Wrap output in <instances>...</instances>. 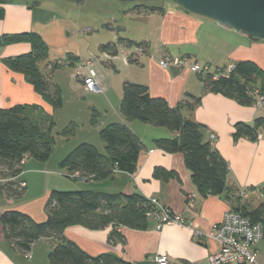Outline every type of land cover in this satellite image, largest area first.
<instances>
[{"label": "crops", "instance_id": "1", "mask_svg": "<svg viewBox=\"0 0 264 264\" xmlns=\"http://www.w3.org/2000/svg\"><path fill=\"white\" fill-rule=\"evenodd\" d=\"M74 5L75 2L65 0H30L3 5L5 13L0 18V36L23 32L39 34L49 48L48 58L41 63L47 80L57 85L60 91L62 87L60 88L59 83L66 80L68 89L75 96V102L78 103L80 97L85 96L87 104L76 105L72 111H62L65 102L61 97V106L54 108L35 90L23 73L10 69L2 60L31 51V43L21 41L1 47L0 108L15 105L38 106L40 113L54 119L55 144L59 138L62 141L72 138L76 134L74 127L78 122L86 126V132L71 145L64 146V153L56 159L54 144L47 161L26 157L19 175L0 177V215L5 210L16 209L29 214L36 221H44L47 218L46 203L51 191L72 186L110 193L139 192L149 199L159 200L173 213L184 217L185 223L165 224L158 229L156 219L151 217L145 230L124 227L122 233L125 241L113 244L109 243L111 227L92 230L74 225L65 230L64 236L94 256L113 253L136 264H157L154 257L165 255L170 264H207L209 255L220 248V243L208 237V234L212 226L222 220L225 212L234 207V198L227 191L219 195L202 196L193 183L183 153H168L154 144L157 138L173 137L175 134L164 127L137 119L128 120L122 114L120 106L123 83L128 80L145 84L152 95L164 97L171 106L186 99L187 94L200 98L195 108L185 111V115L205 126L206 140H210L227 160L229 190L236 189L244 196L250 195L264 185V132H260L256 140L242 137L234 141L232 134L237 122L253 124L256 117L264 115V104L241 105L222 94L208 92L195 72L174 65L164 68L159 61L165 55H185L201 65H208L214 71L216 68L228 70L238 61L251 60L264 69V40L252 39L170 2L163 5L162 13L145 11L138 14L145 21L142 22L141 36L128 35L129 37L124 38L148 43L147 50L137 54L136 46L118 43V40L102 44L95 40L94 44V41L91 42L93 34L85 38L86 41L82 36L77 38V27L72 20ZM78 29L80 34L92 31L88 26ZM110 43L116 46L115 54L110 53V48L102 50L104 45ZM208 48L220 53L207 54L205 51ZM98 51L100 55L97 54ZM131 57L135 60H129ZM87 59L92 62L94 60L96 64L99 59L101 63L109 65L99 64L96 69L102 92H92L83 83L82 75L87 74ZM54 63L57 67H53ZM63 70L71 71L62 72ZM75 77L79 83L72 82ZM79 108L83 109L82 114ZM93 110L97 113L94 123ZM82 116L83 119H79ZM59 117L63 126L57 129ZM111 123L127 125L146 146L139 155L135 172L117 171L108 179L96 180L74 171L78 177H70L72 172L60 165L62 159L84 142L91 143L106 153L100 132ZM212 133L216 134V138L211 139ZM157 166L167 171H176L177 176L168 180L157 179L153 177ZM66 179L77 182L71 184ZM21 181L26 182V186L19 197H6L3 194L1 188L4 184H19ZM55 243L52 238L39 239L33 244L30 257L10 253L7 251L9 244L5 240L0 221V264H27L23 262L25 257L34 259L37 249L49 254ZM30 260L29 264H34Z\"/></svg>", "mask_w": 264, "mask_h": 264}, {"label": "trees", "instance_id": "2", "mask_svg": "<svg viewBox=\"0 0 264 264\" xmlns=\"http://www.w3.org/2000/svg\"><path fill=\"white\" fill-rule=\"evenodd\" d=\"M28 1L30 0H0V18L5 13L4 4ZM136 9L164 12V7L156 4L137 5ZM21 41L30 42L32 50L3 58V62L10 69L23 73L35 90L54 108H58L62 104L60 90L57 85L47 80L41 66L49 52L43 38L34 32L3 34L0 36V50L7 44ZM124 41L130 45L142 46L144 52L148 48L146 41L119 38L118 43ZM115 47V44L110 43L104 45L102 50L110 48V53L115 54ZM53 67H57V64L54 63ZM198 76L208 92L222 94L241 105H255L256 92L264 95V69L251 60L238 61L229 71L216 68ZM199 102L200 98L187 94L186 99L171 106L164 97L152 95L147 85L125 80L120 109L128 120L137 119L153 126L164 127L175 134L173 137L157 138L154 144L168 153H183L193 183L202 196L219 195L227 191L234 198L235 205L232 209L264 226V202L261 201L252 209L237 207V202L244 195L236 189L228 188L227 160L210 140H206L205 126L185 115V111L193 110ZM96 116L97 113L93 110L92 123ZM54 127V119L40 113L38 106L15 105L0 108V177L11 178L19 175L25 157L47 161L55 144ZM260 132H264V115L256 117L253 124L237 122L232 135L234 141L242 137L256 140ZM100 135L105 142L106 153L101 152L95 145L84 142L74 147L62 159L61 167L96 180L108 179L117 171L134 173L139 155L146 148L142 140L127 125L120 123L106 125ZM176 176V171H167L160 166L153 171V177L160 180ZM1 189L6 197H19L22 193L17 183H6ZM260 189L264 191V185ZM152 210L154 205L151 199L139 192L125 194L92 189H54L46 203L47 218L44 221H36L29 214L16 209L3 211L0 221L5 240L9 244L7 251L10 253L26 256L36 241L52 238L56 243L48 254L50 264H136L113 253L91 255L77 243L67 239L64 232L74 225H82L92 230L111 227L109 243L124 242L122 229H147L151 218L149 213Z\"/></svg>", "mask_w": 264, "mask_h": 264}, {"label": "rangeland", "instance_id": "3", "mask_svg": "<svg viewBox=\"0 0 264 264\" xmlns=\"http://www.w3.org/2000/svg\"><path fill=\"white\" fill-rule=\"evenodd\" d=\"M57 1V0H55ZM61 2V1H58ZM170 0H150V1H136V2H128V1H120V0H83L81 3L75 2V12L72 16V20L75 22L76 28V36L77 38L82 36L85 40V38H89V36H93L91 39V42L94 41V44H96L95 40H99L100 44L103 42H117L119 38H126L129 37L128 35L132 36H141L140 32H142L143 24L138 16L140 12L145 11H138L136 9L137 5L142 4H156V5H167L170 3ZM88 26L92 29L91 33H82L80 34L79 27ZM86 41V40H85ZM136 41V40H133ZM123 43L130 45L127 41H124ZM136 48V47H135ZM211 48H208L205 52L207 54H218L220 53L217 51L212 50ZM211 51V52H210ZM100 55V52L97 53ZM88 60V59H87ZM98 63L93 60L92 66L97 72V68L99 64H105L101 63V61L98 59ZM106 65V64H105ZM109 66V65H106ZM89 67H86L88 70ZM107 68V67H105ZM109 68V67H108ZM84 70V69H82ZM114 70V69H112ZM71 71V70H70ZM69 70H63L62 72H70ZM76 71V70H72ZM112 72V71H111ZM114 72V71H113ZM85 74V73H84ZM119 76V74H117ZM120 77V76H119ZM63 79V78H62ZM72 82H80L77 77L72 78ZM60 88L62 89L60 91V97L65 102V106L63 107L62 111H72V108L76 105L84 106L87 104V97L83 96L80 97V101L76 103V99L74 94L68 89L66 80H61V83H59ZM101 97V96H99ZM82 108H79V112L82 114ZM61 111V112H62ZM67 117V113H65ZM54 117V116H53ZM55 118V117H54ZM67 119V118H66ZM79 119H83V116ZM58 121V127L57 129H60L63 124L62 119L57 118ZM82 121V120H79ZM82 122H78L77 126L75 125L74 129L76 131V134L73 135V139L70 137L66 141H62V139H58V141L55 144V159L59 157L61 154L64 153L65 149L64 146H69L73 142L77 140V138L83 136L85 134L86 126H82ZM75 145V144H74ZM35 159V158H34ZM37 160V159H36ZM42 162V161H41ZM59 171V170H58ZM63 176V175H62ZM67 178V177H65ZM68 182L76 183L77 181H72L70 179H66ZM78 188H67L64 190H73ZM261 201L264 202V191L262 189H259L257 191H254L250 195H246L240 198V200L237 202V207L252 209L258 203ZM244 210V209H243ZM258 263L264 264V241L259 242L258 245ZM36 256L34 259L30 260L25 257L23 262H26L29 264V260L34 264H50L48 259V254H45L43 250H36ZM23 257V256H22Z\"/></svg>", "mask_w": 264, "mask_h": 264}, {"label": "built area", "instance_id": "4", "mask_svg": "<svg viewBox=\"0 0 264 264\" xmlns=\"http://www.w3.org/2000/svg\"><path fill=\"white\" fill-rule=\"evenodd\" d=\"M137 54L144 53L142 46H136ZM132 60H135L131 57ZM162 67L167 68L172 65L179 68L188 69L198 74H206L211 72L208 65H201L198 61L191 59L185 55H165L160 59ZM91 60H86V66L89 67L86 76L82 75L85 87L95 93L102 92L97 73L92 66ZM84 67V65H83ZM232 66L228 69V71ZM256 106L264 104V95L256 92ZM211 139L216 138V134H211ZM26 158V157H25ZM25 158L22 164L25 162ZM72 178L78 177L74 172L69 175ZM21 189L25 188L26 182L21 181L18 184ZM151 202L154 205L149 215L156 219L157 228L161 229L165 224H184L185 219L181 215L173 213L168 207L163 205L159 200L153 198ZM220 243V248L212 252L207 264H258V244L264 240V226L260 222L253 220L240 211L228 209L222 220L212 226L208 234ZM30 257L29 253L26 254ZM154 261L157 264H170L169 259L165 255H156Z\"/></svg>", "mask_w": 264, "mask_h": 264}, {"label": "water", "instance_id": "5", "mask_svg": "<svg viewBox=\"0 0 264 264\" xmlns=\"http://www.w3.org/2000/svg\"><path fill=\"white\" fill-rule=\"evenodd\" d=\"M81 3L83 0H65ZM128 2L150 0H120ZM186 11L264 40V0H171Z\"/></svg>", "mask_w": 264, "mask_h": 264}]
</instances>
